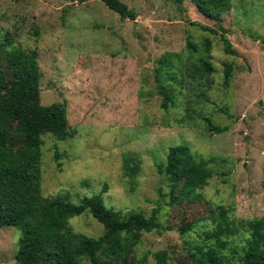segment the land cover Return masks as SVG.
Instances as JSON below:
<instances>
[{
	"label": "rangeland",
	"instance_id": "obj_1",
	"mask_svg": "<svg viewBox=\"0 0 264 264\" xmlns=\"http://www.w3.org/2000/svg\"><path fill=\"white\" fill-rule=\"evenodd\" d=\"M119 1L136 12L134 21L100 0H0V39L37 50L40 104L67 110L71 137L42 136L40 193L70 204L100 196L105 209L124 215L148 217L159 209L165 231L138 241L114 235L98 254L106 264H156L157 253L166 264H198L192 248L214 227L207 220L213 212L223 209L237 226L264 216V0H231L219 20L201 16L190 0ZM219 28L234 55L224 53ZM204 38L211 46L210 88L184 92L162 110L153 86L156 60L166 52L187 55L188 41L201 53ZM186 106L191 120L179 124ZM203 118L224 130H207ZM175 145L187 146L194 159L177 181L157 171ZM129 159L138 163L133 175L125 172ZM201 161L210 173L203 186ZM69 224L88 237L103 233L87 212ZM245 236L240 228L228 238L231 264H240ZM19 238V231L0 227V264H15Z\"/></svg>",
	"mask_w": 264,
	"mask_h": 264
},
{
	"label": "trees",
	"instance_id": "obj_2",
	"mask_svg": "<svg viewBox=\"0 0 264 264\" xmlns=\"http://www.w3.org/2000/svg\"><path fill=\"white\" fill-rule=\"evenodd\" d=\"M89 0H79L85 2ZM197 12L209 19L219 20L227 12L231 0H190ZM122 20L134 21L137 14L119 0H100ZM205 33L218 31L201 26ZM219 40L227 55H234L226 31L219 28ZM210 41L204 38L201 53L188 41L187 55L166 52L156 60L153 68V86L160 97L159 106L166 111L184 92L192 93L196 87L210 88L209 76L213 68L208 61ZM199 56V59L195 58ZM38 52L22 49L12 44L8 36L0 39V227L20 232L14 255L15 264H81L86 258L90 264H106L98 257L114 235H124L138 241L143 233L162 234L165 229L158 222V208L145 217L141 213L124 215L120 211L105 209L100 196L81 198L70 204L58 198L43 197L41 185L42 136L48 134L57 141L71 137L67 124V110L63 103L40 104ZM231 66L224 65L222 85L227 87L231 78ZM195 96V95H194ZM187 104H189L187 102ZM185 115L179 124H188L191 109L185 107ZM207 130L220 133L203 118ZM190 150L184 145L168 149L165 164L157 165V171L168 180H178L179 174L193 165ZM138 163L127 160L125 172L133 175ZM199 186L210 177L206 162H199ZM173 199H180L181 192ZM89 213L102 225L103 233L97 238L72 230L69 220ZM209 220L214 226L198 235V243L192 248L198 264H231L226 253L228 238L243 228L246 236L241 247L240 264H264V216L240 222L228 221L223 209L212 213ZM156 264H166L167 256L155 255Z\"/></svg>",
	"mask_w": 264,
	"mask_h": 264
}]
</instances>
